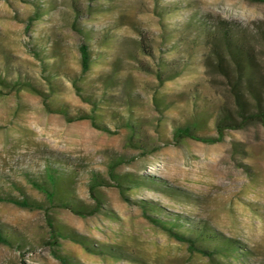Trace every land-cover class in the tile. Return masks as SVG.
<instances>
[{"label":"rangeland","instance_id":"rangeland-1","mask_svg":"<svg viewBox=\"0 0 264 264\" xmlns=\"http://www.w3.org/2000/svg\"><path fill=\"white\" fill-rule=\"evenodd\" d=\"M0 0V72L7 63L19 77L47 94L0 82V185L19 195L14 184L43 203L24 171L37 172L47 159L63 157L76 173L75 194L87 206L88 171L108 177L112 159L124 157L125 200L116 184L99 188L103 211L82 217L65 208L50 216L60 230L81 237L94 251L62 237V251L80 264H264V127L254 123L228 129L225 140L175 142L174 125L192 124L199 134H215L222 105L233 100L220 77L208 74L198 31L188 19L209 13L250 26L264 71V2L251 0ZM40 6V15L36 16ZM37 17V18H35ZM33 19V20H31ZM89 34L93 62L81 72L78 45ZM143 39L148 48L140 49ZM40 50L45 72L35 56ZM161 59L174 68L156 74ZM170 67V65H168ZM52 78L51 85L48 76ZM10 75V74H9ZM16 75V74H15ZM16 77V76H15ZM77 78L79 94L71 82ZM90 97L91 101L87 98ZM65 106L72 116L92 112L115 132L90 119L68 121L50 110ZM132 121L143 127L142 147L133 145ZM141 178L136 184L134 179ZM1 191V187H0ZM143 203L163 219L204 220L221 238L237 240L243 257L192 251L145 214ZM0 227L21 247L0 243V264H61L47 243L49 226L42 209L0 201ZM243 261H246L244 263Z\"/></svg>","mask_w":264,"mask_h":264},{"label":"trees","instance_id":"trees-1","mask_svg":"<svg viewBox=\"0 0 264 264\" xmlns=\"http://www.w3.org/2000/svg\"><path fill=\"white\" fill-rule=\"evenodd\" d=\"M251 1L264 2V0ZM77 3V0H73L76 11H78ZM37 9L36 16L40 15V6H37ZM187 22L190 26L196 28L198 40L208 50L203 56V62L208 74L222 79L223 84L230 93L234 106L230 107L225 104L220 107L215 121V134H199L195 131L194 125L189 123L174 125L173 138L175 142L189 138L205 143H218L225 140V132L228 129H242L254 123H260L264 127V71L261 69L257 49L253 42L255 35L250 26L238 20H227L209 13L197 14L194 17H190ZM74 27L85 35L83 41L78 45V50L81 72L86 73L91 69L94 58L92 45L88 40L89 34H85L83 29L76 23H74ZM258 29L259 37L264 43V28L259 26ZM138 44L141 50L149 52L147 51L148 46L143 39L139 40ZM34 52L35 56L42 61L45 72L49 70V65L56 64L45 61V58H52L55 55H50V57L42 56L37 48H34ZM169 61L166 62L165 59H161L159 62L156 74L161 81L173 77H164L163 75V68L166 69V72L174 68L173 60ZM16 72L10 69L6 63L0 72V82L7 84V76H10L13 85L18 87L26 86L30 90L40 93L44 97L46 104H48L45 91L38 89L31 81L21 79ZM50 75L52 74H47L46 76H48V82L51 85L52 78ZM70 80L76 91L82 94L77 78L73 77ZM87 100L92 102L90 97ZM48 108L63 114L68 121L90 119L94 127L105 132H115L108 125L97 120L95 105L92 107V112L81 113L76 116H72L65 106H58L52 109L48 105ZM123 126L129 129V138L132 144L142 147L139 140L145 135L143 127L136 125L132 121L125 122ZM62 160H64L63 157L49 158L44 167L37 172L24 171L23 173L28 183L44 195L46 203L32 198L17 184H14V187L18 190L19 195L13 191L3 189L0 185V201L10 202L23 208L44 210L47 216V224L50 228V236L47 243L51 248L52 255L61 264H80L62 251L61 238H72L84 244L89 250L94 251V249L88 246L78 235L72 232L66 233V231L56 227L53 218L50 216V211L53 208H65L82 217L100 213L103 211L104 201L99 194V188L108 186L111 183L116 184L123 198L130 201V198L126 195V186H124L122 174L117 171V167L124 162L125 158L120 157L110 161L107 170L108 177L104 176L99 170L91 169L88 171L89 177L85 184L89 195L94 200L92 206H87L82 199L74 195L78 170H72L69 164H62ZM134 181L140 185L143 180L136 178ZM142 207L144 214L153 223L166 230L177 240L187 243L188 248L192 251L208 255L212 260L215 259L216 254H222L227 257H243L246 254L239 251L238 248L240 246L237 240L221 238L219 233L212 229L204 220L191 219L190 217L181 218L180 216L163 219L161 216L147 212L148 209L150 212L157 211L158 208L156 206L143 203ZM0 243L19 248L22 246L21 241L15 239L10 232L2 227H0ZM243 262L246 263V261Z\"/></svg>","mask_w":264,"mask_h":264}]
</instances>
